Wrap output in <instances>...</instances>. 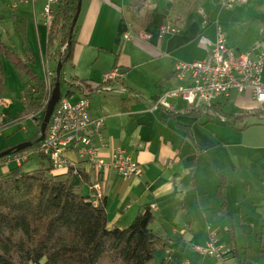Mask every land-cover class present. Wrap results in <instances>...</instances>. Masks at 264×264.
I'll list each match as a JSON object with an SVG mask.
<instances>
[{
  "label": "crops",
  "instance_id": "crops-1",
  "mask_svg": "<svg viewBox=\"0 0 264 264\" xmlns=\"http://www.w3.org/2000/svg\"><path fill=\"white\" fill-rule=\"evenodd\" d=\"M131 3L80 1L62 88L66 87L65 98L71 104L88 100L89 121L103 119L98 133L91 127L87 130L99 156L107 161L111 151L118 148L139 165L140 173L128 178L112 170L99 174L76 152L69 151L65 157L88 174L89 184L83 192L95 203L105 199L109 227L124 229L144 207L151 209V231L169 239L167 247L157 251L154 264L163 259L168 264H221L194 249L206 246L211 236L226 252L227 264H264V115L258 114L260 109L252 94L231 93L235 95L229 105L233 109L225 107L229 95L216 102L220 112L214 110L215 114L169 96L165 98L168 106L152 108V102L159 98L191 86L188 77H177L176 65L206 58L218 30L234 51L254 59L264 54V0L236 3L231 9H223L222 0ZM43 5L44 0H0V26L12 19L15 34L24 35L20 39L23 56L12 49L14 42L7 43L1 32L0 40L23 61L32 62L36 57L26 33L16 25V21L25 22L26 31L32 21L37 38H45V54H39L42 76L31 69L45 82L44 67L55 72L59 56L55 62L51 54L56 55L57 50L52 49L55 42L61 43L57 38L51 48L47 46L51 23H45ZM8 8L11 10L6 12ZM13 9L17 13L11 18ZM57 9L53 6L55 14ZM165 27L168 30L162 31ZM38 48L41 52V45ZM3 57L0 96L9 103L2 108L3 115L12 123L38 117L40 111L22 115L26 78L14 67L23 83V95L18 98L21 103L5 96ZM112 70L122 77L112 83L113 92L104 91V76ZM261 79L264 83V68ZM201 108L198 116L188 114ZM240 112L248 117L231 124ZM32 121L37 130V122ZM28 149L23 151L32 152ZM8 158L0 161V174L16 167ZM222 180L220 198L217 187Z\"/></svg>",
  "mask_w": 264,
  "mask_h": 264
},
{
  "label": "trees",
  "instance_id": "trees-1",
  "mask_svg": "<svg viewBox=\"0 0 264 264\" xmlns=\"http://www.w3.org/2000/svg\"><path fill=\"white\" fill-rule=\"evenodd\" d=\"M143 1L132 0L131 4ZM76 6L77 0H59L48 28L47 46L51 48L57 38L63 45L62 53L55 51L58 62L63 63L59 79L61 89L63 67L72 54L73 33L70 41L68 38ZM1 55L26 78L27 101L22 115H34L41 110L36 117L37 130L26 141L32 142L39 137L45 113V82L0 40ZM54 83L55 79L52 87ZM202 110H190L188 114L198 116ZM213 110L220 112L219 107ZM247 117L240 112L231 124ZM38 146L28 149L40 158L38 168L27 172L22 164L0 174V264H154L157 251L166 248L169 239L151 231L154 220L151 209L144 207L124 229L109 227L105 199L95 203L83 192L89 184L88 174L76 166L64 174L56 173L49 158L38 152ZM223 188L222 180L217 187L220 198H223ZM231 240L233 245V238ZM159 264L168 262L163 259Z\"/></svg>",
  "mask_w": 264,
  "mask_h": 264
},
{
  "label": "built area",
  "instance_id": "built-area-1",
  "mask_svg": "<svg viewBox=\"0 0 264 264\" xmlns=\"http://www.w3.org/2000/svg\"><path fill=\"white\" fill-rule=\"evenodd\" d=\"M13 1L16 3L26 0ZM29 1L36 3L40 0ZM248 1L222 0L221 7L231 9L236 3L245 4ZM58 4L59 0H44L42 15L46 24L52 22L55 15L53 6L56 7ZM163 30H168V27L162 28ZM263 68L264 54L254 59L234 51L226 45L224 36L218 30L216 42L206 58L191 63L179 62L176 65L177 77L179 79L188 77L191 86L178 88L159 98L156 102H152V108L155 110L160 105L168 106L165 98L169 96L179 98L195 108H206L209 113L215 114L213 108L220 106L219 103L216 104L220 99L226 100L231 93H250L264 115V83L261 79ZM54 77V71H48L45 74L46 95L43 100L45 108L53 90L52 79ZM121 77L122 74L116 70L107 73L104 76L106 85L103 90L113 92L115 89L112 83ZM7 104L8 102L0 96V131L4 121L2 108ZM87 106L86 98L71 104L61 96L50 115L44 137L38 143V152L49 158L55 172L64 171L66 173L70 167L75 168V164L65 157L67 152L74 151L88 163L93 171L99 174L112 170L123 178L138 175L139 165L118 148L111 151L110 159L107 161L99 156L87 130L91 127L94 132L98 133L103 126V119L89 121ZM32 120L36 122L35 115ZM32 153L22 151L9 156L8 161L19 167L27 162ZM194 249L201 255L213 257L221 264H227L226 252L220 246L215 245L213 236L210 237L206 246H195Z\"/></svg>",
  "mask_w": 264,
  "mask_h": 264
},
{
  "label": "rangeland",
  "instance_id": "rangeland-1",
  "mask_svg": "<svg viewBox=\"0 0 264 264\" xmlns=\"http://www.w3.org/2000/svg\"><path fill=\"white\" fill-rule=\"evenodd\" d=\"M10 10L11 9L8 8L6 12H9ZM10 13H11V18H14L13 14L17 13V10L13 9ZM2 24L3 25L0 26V32L2 33V36L6 38L5 41L9 44H11L10 42H14L15 45H13L14 47L12 49L13 50L16 49L17 51L15 52L18 53L19 56H23L24 53L21 51V46H22L21 40L24 39V35H22V33L20 35L15 34L14 30L16 26L13 25L12 19H7L6 21H3ZM16 25L18 28H23L24 33H26V39L28 40V43L32 48L31 52L36 57V59L33 60L32 62L26 61V60H24V62L30 68H32L38 75L42 76V69H41L39 54L40 53L45 54V43H44L45 38H42V37L39 39L37 38L36 31L34 29V25L32 21L29 22L26 31H25V25H26L25 22L21 23L19 21H16ZM8 37L12 38V41ZM39 45H41V52L39 51V48H38ZM55 49L61 52L63 50V45L59 44L58 42H55L52 51L54 52ZM51 58L55 62L58 60L57 55L51 54ZM9 62L10 61L7 58L3 57V75L5 77L3 78L4 79L3 82L8 92V94H5V96H7L8 98H12L13 100L17 102H20L21 100L18 98H21L23 95V91H22L23 83L21 82L17 74V71L13 68L14 66H12ZM44 68H46L44 71V75H45L49 70L47 69L48 68L47 66H45ZM1 82H2V75L0 71V87L2 85ZM66 91H67L66 87L61 89V94L64 97H67ZM23 96L25 99L24 100V103H25L27 101L26 91H24ZM234 98H235V95L232 94L231 99H229L228 104H225L226 105L225 107L229 106L230 104L232 105ZM231 109H233V107L231 106L227 108L228 111H230ZM8 119H9V116L4 115V121H3L4 125L0 131V150L4 149V151L16 146L19 140H22L23 138H26V137L28 138L29 136L34 135V133L36 132L35 124H33V121L29 119L28 117L24 118L21 122H13V123ZM26 163L23 166L24 171L36 169L40 166V158L38 157L37 153H34V155L30 157L28 163L27 164ZM156 259H157V256H156Z\"/></svg>",
  "mask_w": 264,
  "mask_h": 264
},
{
  "label": "water",
  "instance_id": "water-1",
  "mask_svg": "<svg viewBox=\"0 0 264 264\" xmlns=\"http://www.w3.org/2000/svg\"><path fill=\"white\" fill-rule=\"evenodd\" d=\"M80 1L81 0H77L76 12H75L74 17L72 19L71 27L69 30V38H68L69 41L72 38L73 28L76 24V21L78 19V15L80 12ZM62 64L63 63L58 62L56 65L55 83H54V87H53L50 99H49L48 104L45 108L44 116H43L42 121L40 123L39 137L32 142H23V143H20V144L14 146L8 150L0 152V159L5 158V157L10 156V155H13V154H17V153H19L25 149L31 148L32 146L38 144L43 139L44 132L46 130V126H47V123L49 121L50 115H51L55 105L57 104L58 100L61 97V88H60L59 79H60Z\"/></svg>",
  "mask_w": 264,
  "mask_h": 264
}]
</instances>
